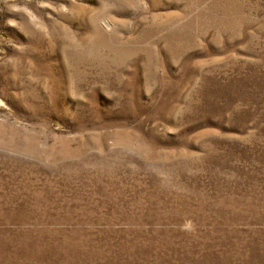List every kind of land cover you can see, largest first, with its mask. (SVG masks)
<instances>
[{
  "label": "rangeland",
  "instance_id": "374dc122",
  "mask_svg": "<svg viewBox=\"0 0 264 264\" xmlns=\"http://www.w3.org/2000/svg\"><path fill=\"white\" fill-rule=\"evenodd\" d=\"M0 264H264V0H0Z\"/></svg>",
  "mask_w": 264,
  "mask_h": 264
}]
</instances>
